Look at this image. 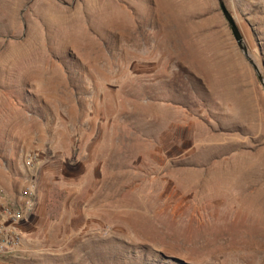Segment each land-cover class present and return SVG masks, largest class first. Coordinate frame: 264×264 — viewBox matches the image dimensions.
I'll use <instances>...</instances> for the list:
<instances>
[{"label": "rangeland", "instance_id": "rangeland-1", "mask_svg": "<svg viewBox=\"0 0 264 264\" xmlns=\"http://www.w3.org/2000/svg\"><path fill=\"white\" fill-rule=\"evenodd\" d=\"M224 2L264 75V0ZM0 166L34 204L0 264H264V89L218 0H0Z\"/></svg>", "mask_w": 264, "mask_h": 264}, {"label": "built area", "instance_id": "built-area-1", "mask_svg": "<svg viewBox=\"0 0 264 264\" xmlns=\"http://www.w3.org/2000/svg\"><path fill=\"white\" fill-rule=\"evenodd\" d=\"M35 158L27 159L28 168L35 167ZM31 200H14L0 185V261L29 252L23 231V222L33 211Z\"/></svg>", "mask_w": 264, "mask_h": 264}, {"label": "water", "instance_id": "water-1", "mask_svg": "<svg viewBox=\"0 0 264 264\" xmlns=\"http://www.w3.org/2000/svg\"><path fill=\"white\" fill-rule=\"evenodd\" d=\"M221 11L224 15L225 20L228 23V26L230 28V31L234 37V40L238 46V48L240 49V51L243 53L244 57L247 59V61L249 62V64L252 66L254 72L257 75V78L260 82V84L262 85L263 89H264V75L261 72L260 68L258 67V65L256 64V62L254 61L251 53H250V49L237 25L236 20L234 19L233 15L229 12V10L227 9L224 0H218Z\"/></svg>", "mask_w": 264, "mask_h": 264}, {"label": "crops", "instance_id": "crops-1", "mask_svg": "<svg viewBox=\"0 0 264 264\" xmlns=\"http://www.w3.org/2000/svg\"><path fill=\"white\" fill-rule=\"evenodd\" d=\"M10 137H11L12 139H15V140H18V141H19V140H20V141L23 140V137H21V136L19 137V135H11ZM10 137H9V138H10ZM3 140H4V139H3ZM8 152H9V151H8ZM8 152H7V153H8ZM8 154L11 155L10 152H9ZM4 164H5V162H4ZM0 167H1V166H0Z\"/></svg>", "mask_w": 264, "mask_h": 264}]
</instances>
